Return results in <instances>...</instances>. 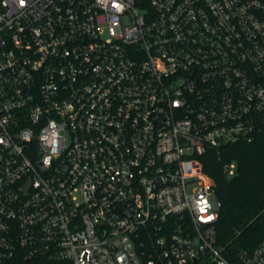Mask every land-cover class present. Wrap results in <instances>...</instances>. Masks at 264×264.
Returning <instances> with one entry per match:
<instances>
[{
	"label": "built area",
	"instance_id": "built-area-1",
	"mask_svg": "<svg viewBox=\"0 0 264 264\" xmlns=\"http://www.w3.org/2000/svg\"><path fill=\"white\" fill-rule=\"evenodd\" d=\"M260 138L264 0H0V264H264L200 159Z\"/></svg>",
	"mask_w": 264,
	"mask_h": 264
},
{
	"label": "trees",
	"instance_id": "trees-1",
	"mask_svg": "<svg viewBox=\"0 0 264 264\" xmlns=\"http://www.w3.org/2000/svg\"><path fill=\"white\" fill-rule=\"evenodd\" d=\"M204 171L214 178L221 201L217 237L227 252L253 248L264 237V140L227 144L200 156ZM236 162L229 176L224 163Z\"/></svg>",
	"mask_w": 264,
	"mask_h": 264
}]
</instances>
